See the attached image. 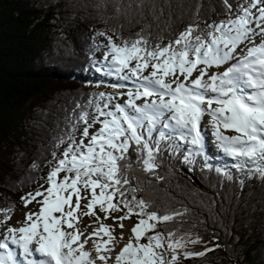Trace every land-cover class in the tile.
Returning a JSON list of instances; mask_svg holds the SVG:
<instances>
[{
  "label": "snow or ice",
  "instance_id": "obj_1",
  "mask_svg": "<svg viewBox=\"0 0 264 264\" xmlns=\"http://www.w3.org/2000/svg\"><path fill=\"white\" fill-rule=\"evenodd\" d=\"M133 8L141 18L147 8L153 23L131 39L115 29L113 35L95 33L107 43L91 38L90 68L115 77L109 87L124 91L90 93L64 110L44 182L20 197L24 207L35 202L39 210L26 212L16 227L9 223L14 207L0 208V264H181L215 251L222 245L209 247L198 233L157 230L162 222L182 227L188 209L149 211L151 202L137 197L143 188L129 175L136 167L163 180L156 170L165 153L189 172L198 162L201 170H213L205 128L233 158L241 186L245 178L264 180V0H220V19L207 14L216 11L211 3L205 8L197 0L190 22L167 43L148 31L153 24L160 28L164 9L130 0L127 9ZM122 10L116 3L114 11ZM101 48L97 60L94 52ZM214 170L233 179L227 170ZM133 216L137 221L126 238L124 221ZM108 219L112 224L104 223Z\"/></svg>",
  "mask_w": 264,
  "mask_h": 264
},
{
  "label": "trees",
  "instance_id": "obj_2",
  "mask_svg": "<svg viewBox=\"0 0 264 264\" xmlns=\"http://www.w3.org/2000/svg\"><path fill=\"white\" fill-rule=\"evenodd\" d=\"M101 2L107 7H97ZM129 2L0 0V208L14 207L15 214L23 206L20 197L44 182L41 178L49 169L54 138L64 128V110L70 111L75 100L83 103L90 93L112 92L107 82L114 83L115 77L89 66L91 38L97 44L107 43L95 33L113 35L115 29L131 39L144 24L153 23L147 8L141 18L134 8L127 9ZM116 3L124 9L120 13L114 11ZM152 3L162 7L164 15L160 28L153 24L148 31L163 35L167 43L190 22L197 0H146ZM203 3L205 8L209 3L215 7V12L207 13L212 19L222 18L217 15L220 0ZM165 26L169 30L161 33ZM103 51H95L94 57L99 60ZM33 163L40 168L33 169ZM209 163L211 171L201 170L198 162L196 170L189 172L165 153L164 163L156 170L163 180L136 167L129 175L143 188L137 197L151 202L149 211L163 214L188 209L182 227L176 221L162 222L157 230L179 228L177 235L198 233L209 247L222 245L203 257L182 259L181 264H264V180L245 178L241 186L238 181L243 177L232 167L233 158L209 157ZM216 167L227 170L233 179L218 174ZM214 236L218 239L213 240ZM188 248L201 251L203 245L189 244Z\"/></svg>",
  "mask_w": 264,
  "mask_h": 264
},
{
  "label": "rangeland",
  "instance_id": "obj_3",
  "mask_svg": "<svg viewBox=\"0 0 264 264\" xmlns=\"http://www.w3.org/2000/svg\"><path fill=\"white\" fill-rule=\"evenodd\" d=\"M105 51V50H104ZM104 51L103 52H101L100 54H99V59L100 58H102L103 57V55H104ZM101 74H103V73H101ZM118 81H117V79H116V83H117ZM112 82H107V84H111ZM108 86V85H107ZM104 90L105 91H109V89H107V88H104ZM114 91H124L123 89H112V92H114ZM121 99V102H122V100H124V99H127V97H123V98H120ZM138 103H139V101H138ZM98 127V126H97ZM91 131V130H90ZM208 133L209 132V146L211 145V147H207V153H208V155H209V157H216V158H222V159H227V158H230V157H228L227 155H225L224 153H223V151L222 150H219L215 145H216V142L214 141V139H212V136L210 135V130L208 129V128H205L204 129V133ZM228 134L229 135H231V134H233L232 132H228ZM85 143H87V141H85ZM210 148V149H209ZM48 171H49V169L46 171H44V175H43V177H46L47 176V174H48ZM62 174V173H61ZM212 184V183H211ZM35 190H33L32 192H34ZM75 199V198H74ZM39 210V205L38 204H36L35 202H33L32 204H30V205H28V207H24V205L19 209V210H17L16 212H15V214L14 215H12V219L9 221V223L11 224V225H13V226H16V227H19L20 226V224L24 221V214L26 213V212H28V211H33V212H36V211H38ZM136 219L133 217L132 218V220L131 221H129V220H125L124 221V224H125V229H124V232H125V237L127 238V236L130 234L129 233V229H130V227L134 224V223H136ZM19 222V223H18ZM84 222L85 223H87L88 221H87V218H85V220H84ZM104 223H107V224H112V220L111 219H108V220H105L104 221ZM129 227V228H128ZM91 229H89V231H90ZM119 232H120V229L119 228H117L116 229V235L118 236L119 235ZM236 241H237V239H235V243H236ZM143 242V241H142ZM86 247H89V246H86Z\"/></svg>",
  "mask_w": 264,
  "mask_h": 264
},
{
  "label": "bare ground",
  "instance_id": "obj_4",
  "mask_svg": "<svg viewBox=\"0 0 264 264\" xmlns=\"http://www.w3.org/2000/svg\"><path fill=\"white\" fill-rule=\"evenodd\" d=\"M222 70V69H221ZM205 119H207V117L205 118ZM205 134V140H206V147H211V145L209 146V132L207 133H204ZM213 139V138H212ZM210 149V148H209ZM129 228V227H128ZM131 228V227H130ZM13 247H15V246H13ZM17 251H19V249H17Z\"/></svg>",
  "mask_w": 264,
  "mask_h": 264
}]
</instances>
